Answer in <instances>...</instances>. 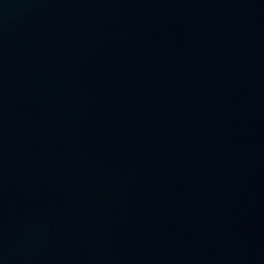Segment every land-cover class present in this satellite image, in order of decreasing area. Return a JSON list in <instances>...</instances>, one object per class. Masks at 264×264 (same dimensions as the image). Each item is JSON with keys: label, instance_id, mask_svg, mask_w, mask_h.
Instances as JSON below:
<instances>
[{"label": "water", "instance_id": "95a60500", "mask_svg": "<svg viewBox=\"0 0 264 264\" xmlns=\"http://www.w3.org/2000/svg\"><path fill=\"white\" fill-rule=\"evenodd\" d=\"M0 264H264V0H0Z\"/></svg>", "mask_w": 264, "mask_h": 264}]
</instances>
